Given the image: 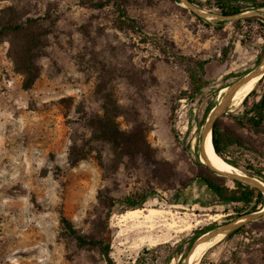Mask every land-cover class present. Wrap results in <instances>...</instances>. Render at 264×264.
<instances>
[{
  "label": "rangeland",
  "instance_id": "374dc122",
  "mask_svg": "<svg viewBox=\"0 0 264 264\" xmlns=\"http://www.w3.org/2000/svg\"><path fill=\"white\" fill-rule=\"evenodd\" d=\"M90 1L98 0H0V10L14 6L20 20L48 13L43 24L51 31L28 89L8 56L9 36L0 39V264H109L100 248L77 245L61 217L82 235L99 237L108 226L114 264H133L138 256L137 264H188L198 237L236 218L240 206L219 202L194 179L200 171L198 123L223 98L222 89L257 64L264 29L256 21L237 29L234 19L221 17L216 0L191 3L204 13L198 16L182 0H118L140 25L134 33L115 27L112 6L93 8ZM165 42L168 53L160 51ZM174 54L208 60V83L193 102L177 98L188 78ZM98 81L124 112L116 117L118 127L143 131V156L115 153L91 138L86 120L101 114L94 95ZM243 98L218 116L248 148L230 147L226 158L264 185V125L254 132L229 114ZM70 151L78 158L73 164ZM142 194L150 196L141 201ZM127 197L141 205L129 207ZM107 202L114 203L110 215ZM150 207L169 212L162 224L130 229L146 212H126ZM215 213L220 216L209 218ZM244 225V231L222 236L195 264H264V214ZM194 234L199 236L187 251Z\"/></svg>",
  "mask_w": 264,
  "mask_h": 264
},
{
  "label": "trees",
  "instance_id": "16d2710c",
  "mask_svg": "<svg viewBox=\"0 0 264 264\" xmlns=\"http://www.w3.org/2000/svg\"><path fill=\"white\" fill-rule=\"evenodd\" d=\"M190 3H195L201 6V3L196 0H187ZM93 8H103L112 6L115 12L113 23L118 29H128L134 33L140 32V25L134 19L128 16L122 4L118 0H101L90 1ZM219 9L222 16L237 15L244 11L259 10L264 8V0H216L213 2ZM198 16L197 13L193 12ZM17 10L14 6H7L0 10V39L4 35L9 36L8 56L12 59L14 70L21 74L23 89L31 87L33 81L38 74V65L36 60L38 57L45 54V47L48 45L47 35L51 33L48 26L43 24L47 18L48 13L36 16L25 17L18 19ZM256 21V23L264 29V17L260 14H250L239 16L234 19V25L237 29L240 28L241 22ZM144 41V40H143ZM160 48L162 53H168L167 47L169 44L162 43ZM264 53V42L260 47L259 53L256 55L255 61L259 62L262 54ZM226 52H224V56ZM176 62L184 65V70L188 78V85L186 89L180 91L177 95L178 99H184L186 102H193L199 94L202 93L208 81L205 78V65L208 62L206 59H197L196 57L186 56L182 54H174ZM261 82L264 83V73L257 80L255 87L244 96L240 108L229 112L233 119L241 125L248 126L254 132L263 129L264 125V85L261 87L259 93H256V86ZM94 95L101 102V114H88L87 122L91 128V138L94 140H101L108 143L112 151H120L123 154H131V156L144 154V138L143 131L139 126L134 125L131 129L122 130L116 124V117L123 114L120 106L116 104V100L112 96L110 90L107 89L106 84L101 81L95 85ZM208 106L204 112L203 119L206 117L209 109ZM202 121L198 123V131L200 130ZM197 140L200 141V132H198ZM211 141L216 154L229 162L226 158L227 152L230 147L238 146L243 149H248L241 139L231 132L227 131L221 126L219 117H217L211 126ZM73 147V146H72ZM83 156H80L82 158ZM76 159L73 152L70 151L68 155V162L73 164ZM230 163V162H229ZM200 171L195 175L196 178L201 180L205 187L215 196V198L224 204L240 205L235 209V217L243 215L244 213L257 210L258 206L263 203V194L257 187L250 186L236 179H230L233 186L230 187L226 183V178L222 175H217L216 172L203 166L199 161L197 162ZM189 183V182H188ZM188 183L182 185L186 187ZM149 194H142L141 201L147 200ZM129 207L135 208L141 205L140 201L127 197L124 200ZM113 202H107L108 210L107 215L112 213L111 207ZM235 207V206H233ZM62 227L67 233L75 240L77 245L86 247H98L101 252L106 256L109 264H114L109 258L110 246V233L108 226H105V231L99 237L82 235L76 232L72 224L65 218L60 219ZM245 225H241L224 237H230L233 234L244 231ZM199 235H192L186 244L188 251L195 239ZM182 243L177 244L174 248L180 247ZM169 255L166 259H169ZM140 261V256L135 259L133 264ZM190 261V259H189ZM188 261V262H189ZM176 264H179L177 262Z\"/></svg>",
  "mask_w": 264,
  "mask_h": 264
},
{
  "label": "water",
  "instance_id": "95a60500",
  "mask_svg": "<svg viewBox=\"0 0 264 264\" xmlns=\"http://www.w3.org/2000/svg\"><path fill=\"white\" fill-rule=\"evenodd\" d=\"M182 1L184 2V4L186 6L192 7L191 3L189 1H187V0H182ZM192 10H193V12L197 13L198 15L204 14L203 12L195 9L194 7H192ZM254 13L260 14L264 17V13L260 12L259 10L244 11V12H241L237 15H230V16H222L221 15V17H223L224 20L225 19H235L239 16L250 15V14H254ZM259 69H262V72L260 74V76H261L264 73V53L262 54V57L260 58L259 62L253 68H251L249 71H247L245 75L238 78L234 83L229 85V90H226L223 98L207 113L205 119L203 120V122L201 124L198 152L204 151V143H205L207 130H208V128L211 129L212 123L220 114L226 112V110L228 109V106L231 104V97H232V94L234 93V91L240 85H242L244 82H247L250 79H252L256 75V73L259 71ZM199 161L204 163L211 170H213L214 172H216L220 175L226 176L230 179H236V180H239V181H241L245 184H248L250 186H254V187L259 188L261 190L262 194H264L263 187L261 186V184L259 182H257L256 180L252 179V177H249L246 175H240V174H236V173H232V172L220 171V170L216 169L213 165H211L207 160L203 161L199 158ZM263 214H264V208L250 212V213H246L244 215H240V216H238L232 220L224 222V224H222L220 227L216 228L215 230L202 234L200 237H198L197 241L200 240V243L205 242L208 239L216 236L218 233H222L223 234L222 236H224V235L230 233L231 231L235 230L239 226H241V225H243L249 221L256 220L257 218H259ZM197 259L195 260V262L197 261ZM195 262L193 264H195Z\"/></svg>",
  "mask_w": 264,
  "mask_h": 264
},
{
  "label": "bare ground",
  "instance_id": "6f19581e",
  "mask_svg": "<svg viewBox=\"0 0 264 264\" xmlns=\"http://www.w3.org/2000/svg\"><path fill=\"white\" fill-rule=\"evenodd\" d=\"M261 72H262V69H259V71L256 73V75L252 79H250L247 82H244L242 85H240L234 91V93L232 94V97H231V105H236L241 100V98L244 97V95L252 87L254 82L257 81L260 78ZM222 90H224V91L225 90H229V86H227L226 88H223ZM198 158H200L203 161L207 160L211 165H213L216 169H218L220 171L232 172V173L244 175L241 172L237 171L229 162H227L226 160H224L222 157H220L218 154L215 153V151L213 149V146H212L211 129L210 128H208L207 133H206V138H205V143H204V151L203 152H198ZM252 179H254V178H252ZM254 180H256V179H254ZM256 181L259 182L258 180H256ZM259 183L261 184V182H259ZM261 186L263 187V191H264V185L261 184ZM263 199H264V194H263ZM262 207L264 208V203H263ZM143 212H146V213L143 214ZM164 213L169 214V212H165V211L160 210V209H158L156 207H150L148 209H146V208H136V209L128 210L126 212V215L129 216L131 214H139V215L143 214L142 215L143 216V220H141V221L137 220L134 223L131 222L132 225L129 224L130 225V229H137V228L145 227V226H148L149 228H154V227H157L158 225H161L162 223H160V221H163L164 220V216L166 215ZM126 215H124V216H126ZM219 216H220L219 213H215V214H211L209 216V218L216 219ZM131 219H133V218H131ZM121 220H123V219H121ZM131 221H133V220H131ZM164 225H166L169 228H171V227L174 228V227L178 226L174 222H169V223L166 222V223H164ZM222 235H223L222 233H218L216 236H214V237H212V238H210L207 241L202 242V243H200V240L196 241L195 244L193 245V248H192L190 254H189V257L191 255L192 256H191L190 261L188 262V264H193L195 262V260L199 257V255L202 254L211 245L216 243L222 237ZM141 240H142V242H144L147 239L142 237Z\"/></svg>",
  "mask_w": 264,
  "mask_h": 264
}]
</instances>
